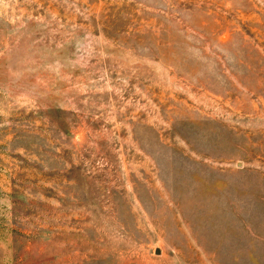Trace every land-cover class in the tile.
Here are the masks:
<instances>
[{"label":"rangeland","instance_id":"rangeland-1","mask_svg":"<svg viewBox=\"0 0 264 264\" xmlns=\"http://www.w3.org/2000/svg\"><path fill=\"white\" fill-rule=\"evenodd\" d=\"M0 264H264V0H0Z\"/></svg>","mask_w":264,"mask_h":264}]
</instances>
